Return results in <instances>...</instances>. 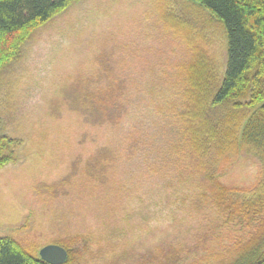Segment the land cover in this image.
<instances>
[{
  "label": "rangeland",
  "instance_id": "rangeland-1",
  "mask_svg": "<svg viewBox=\"0 0 264 264\" xmlns=\"http://www.w3.org/2000/svg\"><path fill=\"white\" fill-rule=\"evenodd\" d=\"M225 68V30L195 0H73L34 28L0 67V135L17 142L0 238L69 264L261 252L243 206L264 196L263 166L242 142L259 105H211Z\"/></svg>",
  "mask_w": 264,
  "mask_h": 264
},
{
  "label": "trees",
  "instance_id": "trees-1",
  "mask_svg": "<svg viewBox=\"0 0 264 264\" xmlns=\"http://www.w3.org/2000/svg\"><path fill=\"white\" fill-rule=\"evenodd\" d=\"M73 0H0V67L37 26L49 21ZM217 19L226 34V68L212 106L249 97L259 105L249 118L242 142L258 150L264 173V0H195ZM17 142L0 135V168L14 159ZM243 214L263 228L264 196L247 202ZM262 240L255 250L231 264H264ZM255 245V244H254ZM66 250V249H65ZM258 250V251H257ZM250 251V250H249ZM69 256L64 264H69ZM0 264H47L9 237L0 238Z\"/></svg>",
  "mask_w": 264,
  "mask_h": 264
},
{
  "label": "water",
  "instance_id": "water-1",
  "mask_svg": "<svg viewBox=\"0 0 264 264\" xmlns=\"http://www.w3.org/2000/svg\"><path fill=\"white\" fill-rule=\"evenodd\" d=\"M39 257L47 264H64L68 254L66 250L57 245H47L40 249Z\"/></svg>",
  "mask_w": 264,
  "mask_h": 264
}]
</instances>
